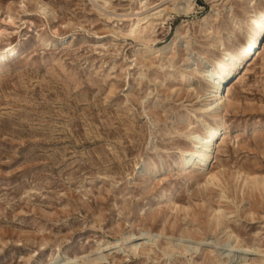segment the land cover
<instances>
[{
  "label": "rangeland",
  "instance_id": "rangeland-1",
  "mask_svg": "<svg viewBox=\"0 0 264 264\" xmlns=\"http://www.w3.org/2000/svg\"><path fill=\"white\" fill-rule=\"evenodd\" d=\"M143 1L0 0V264H264V40L210 174L182 157L264 0Z\"/></svg>",
  "mask_w": 264,
  "mask_h": 264
},
{
  "label": "bare ground",
  "instance_id": "bare-ground-1",
  "mask_svg": "<svg viewBox=\"0 0 264 264\" xmlns=\"http://www.w3.org/2000/svg\"><path fill=\"white\" fill-rule=\"evenodd\" d=\"M256 2L257 0H248V3L250 4H254ZM145 5V2L142 0V6L144 7ZM187 8H189V4L184 6V8L182 9ZM41 9L46 14L50 11L48 6L45 4L41 5ZM163 11V9H160L156 12L148 13L147 15L138 18V20L133 24L130 32L134 34L137 30L140 29L142 21L147 19L150 15H161ZM251 16L252 26L248 31L244 33V44L241 46L240 50H237L235 52L231 50L224 51V59L218 64V69L216 70V72L213 75H210V79L213 83V89L210 90L206 95V103L203 108L204 114L199 117V121H206V116L212 115L214 122H209L208 126L205 128L204 135L200 134L197 130H192L188 133V141L191 143L195 142V146L189 147L182 152V157L184 159V170H187L189 167L198 165L202 170L207 171V173L210 174L211 172V157L214 146L218 143L219 139L221 138V135L224 134L222 133L223 127L221 125V122L223 120L222 106L225 104L226 101L229 100L228 92L230 90V79L236 74L239 66L242 64L245 58L252 59L253 57L258 56L261 53V43L264 40V38L262 39V36L264 35V9L260 10L255 14H251ZM9 18L10 21H13V16L11 14H9ZM232 21L237 24V20L233 19ZM205 30H210L209 23L206 24ZM1 33L2 32L0 31V34ZM235 36V32L229 35L230 38H233ZM220 41L221 40H218V42ZM168 46H163L158 49H155L154 47H149L148 53L146 55L155 52L163 53L168 49ZM256 50H258V53H256ZM20 52L21 46L18 44H13L11 47L0 49V66H7L11 58L19 55ZM198 58L199 59L197 61H201L205 57L204 55L199 54ZM3 61L8 62H5L3 64ZM206 72V70L202 69L200 71V74H202L203 76H207L208 74ZM192 78L193 77H191V75H183L182 77L185 85H190ZM210 176L215 177L212 174ZM131 237L132 234L126 235L124 236V240L130 239ZM106 245L110 247L112 245H115V243L109 241L108 243H106ZM242 253L246 254V252L243 250ZM62 257V252L56 254V259H60ZM242 264H247V262L245 261V263Z\"/></svg>",
  "mask_w": 264,
  "mask_h": 264
}]
</instances>
